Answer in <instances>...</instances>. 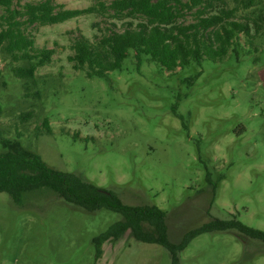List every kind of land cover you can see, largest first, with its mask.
Returning <instances> with one entry per match:
<instances>
[{
  "label": "rangeland",
  "instance_id": "rangeland-1",
  "mask_svg": "<svg viewBox=\"0 0 264 264\" xmlns=\"http://www.w3.org/2000/svg\"><path fill=\"white\" fill-rule=\"evenodd\" d=\"M226 3L237 21L264 16V0L248 10ZM56 4L86 9L97 0ZM4 12L0 7V18ZM194 19L189 13L180 22ZM141 21L92 14L24 27L37 50L55 55L34 84L15 77L24 63L0 49L1 130L7 138L20 134L51 168L115 193L126 206L159 207L173 244L216 220L236 218L264 231V31L238 36L224 59L205 58L175 73L148 56L139 64L132 50L122 70L105 79L74 70L69 56L80 35L94 40L107 28L123 32ZM46 118L52 136L40 133ZM121 220L67 204L49 189L25 194L22 206L0 193V264H173L166 248L130 233L104 242L98 259L94 239ZM179 257L180 264H264V243L235 231L208 233Z\"/></svg>",
  "mask_w": 264,
  "mask_h": 264
},
{
  "label": "trees",
  "instance_id": "trees-1",
  "mask_svg": "<svg viewBox=\"0 0 264 264\" xmlns=\"http://www.w3.org/2000/svg\"><path fill=\"white\" fill-rule=\"evenodd\" d=\"M15 1L20 4L24 0H0V7L5 11L0 18V49L14 61L24 63L13 70L15 77L34 84L37 71L51 64L55 50H37L34 39L25 32L26 26H52L92 14L108 15L116 20L141 18L137 24L129 22L123 32L107 28L94 40L80 35L74 42V54L69 56L74 70L85 72L88 78L102 79L110 72L122 70L131 50L139 64L143 56H148L151 62L175 73L192 62L201 65L205 58L224 59L238 36L251 39L264 31V16L237 21L236 8H227L226 0H113L110 4L97 0L94 6L74 10L58 6L56 0L28 2L18 10L14 7ZM236 1L245 10L257 3V0ZM189 13L195 14L194 22L182 24L180 20ZM2 114L0 103V120ZM43 127L40 133L54 134L49 119L44 120ZM185 128L188 130L187 125ZM21 138L20 134L17 138H7L0 128V143L5 150L0 154V193L8 194L16 205L22 206L25 194L49 189L67 204L89 213L108 210L120 214L123 220L94 239L98 259L104 242H117L126 233L139 242L166 248L173 264H180L179 254L203 234L235 231L241 237L264 243V231L235 218L205 224L187 233L180 244H173L169 240L165 211L157 206H126L115 193L73 173L51 168L24 146Z\"/></svg>",
  "mask_w": 264,
  "mask_h": 264
}]
</instances>
